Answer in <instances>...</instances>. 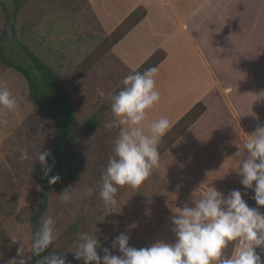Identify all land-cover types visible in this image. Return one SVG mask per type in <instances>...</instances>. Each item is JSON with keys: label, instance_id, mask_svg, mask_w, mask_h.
Listing matches in <instances>:
<instances>
[{"label": "crops", "instance_id": "1", "mask_svg": "<svg viewBox=\"0 0 264 264\" xmlns=\"http://www.w3.org/2000/svg\"><path fill=\"white\" fill-rule=\"evenodd\" d=\"M137 6L146 8L144 18L81 79H123L154 51L165 52L156 66L161 98L148 119L163 115L174 124L198 101L206 110L161 155L152 175L165 183L157 188L160 200L192 206L193 191L225 189L215 177L217 159L210 156L230 154L250 135L249 128L262 124L264 0H67L63 5L35 0V52L58 71V62L76 64L92 39L99 43ZM68 23L70 34H58L56 26ZM3 76L0 72V81ZM118 133L113 128L114 140ZM256 251L264 261L261 249Z\"/></svg>", "mask_w": 264, "mask_h": 264}, {"label": "clouds", "instance_id": "2", "mask_svg": "<svg viewBox=\"0 0 264 264\" xmlns=\"http://www.w3.org/2000/svg\"><path fill=\"white\" fill-rule=\"evenodd\" d=\"M158 72L156 66L143 72L133 68L120 82L119 91L106 94L97 89L101 98L107 95L112 114V119L104 124L105 129L119 128L99 183V197L107 213L117 205L120 188H138L160 167L159 145L173 123L163 115L148 119V110L161 98L156 81ZM16 108L13 93L7 83L0 81V124H5L3 117ZM19 151L21 160L29 159L26 149ZM49 156L48 151H40L38 155L45 176L51 171L46 162ZM234 170L241 176L243 188L252 190L255 204L264 207V124L247 135ZM59 179L54 175L48 182L54 184ZM93 191L89 187L84 194L91 196ZM247 194L232 190L225 196L214 187L192 194V206L185 203L171 217L173 242L161 240L137 249L129 245L128 235L120 233L112 240L111 249H118L121 255L112 254L108 247L102 248L103 255H99L101 246L97 236L80 232L71 251L73 258L82 260L83 264H264L256 251L260 248L264 253V212L246 203L243 197ZM59 198L67 205L73 197L66 188ZM9 237L13 243L18 241L14 235ZM56 238L55 221L47 216L33 235L30 253L41 256ZM230 242L235 244L230 254H226ZM17 257L9 259L7 264H27L31 258H25L22 244ZM37 264H66V258L52 253L43 255Z\"/></svg>", "mask_w": 264, "mask_h": 264}, {"label": "rangeland", "instance_id": "3", "mask_svg": "<svg viewBox=\"0 0 264 264\" xmlns=\"http://www.w3.org/2000/svg\"><path fill=\"white\" fill-rule=\"evenodd\" d=\"M1 1L6 4L10 13L12 10L11 0ZM66 1L47 0L48 3L54 2L57 5H63ZM34 3L35 0H28L22 9V13L19 14V21H17L18 16L13 18L10 15L8 23L5 22V13L0 6V37L3 30L6 28L10 30L11 25L14 26L13 35L10 33L9 38L3 40V44L7 49L10 48L12 56L16 55L14 60L18 62H23L24 59L20 52L17 55L19 49L15 42L17 39L20 42H25L31 49H36L33 17L35 18L37 15H33ZM61 25L63 26H56L59 29L58 34L69 35L71 24ZM96 41L98 38L92 39V44L87 48V50L89 49L87 54L98 44H95ZM57 64L59 72L66 78L68 72L77 63L75 64L73 60L66 63L64 61L58 62ZM0 72L4 74L2 82L7 83L17 100L16 110L7 113L3 117L6 123L0 124V205L12 195L17 197L15 211L0 224V264H7L11 258L19 259L17 249L20 244L23 245L25 258L31 257L32 231L30 224L18 222L15 214L23 206L35 208L38 205L40 182L37 167L41 164L38 155L40 151L51 152L53 128L48 112L31 102L26 80L13 68L1 64ZM8 72H15L16 76H9ZM121 81L122 76L121 78L105 79L102 82H96L94 78L89 77L88 79H79L73 86L69 87L75 102L78 124L74 128V133L76 136L75 148L79 153L81 177L69 187L68 191L73 198L67 205L63 204L58 196H55L47 210L45 218L47 216L53 217L57 235L52 248L55 246L60 233L99 197L101 173L107 166L115 141L112 134L113 129L108 130L104 127L108 118L90 133H86L80 125L107 98V95L105 98H101L97 89L103 90L106 94L113 93ZM262 124H264V114ZM252 132L254 129L249 128V133ZM241 140L243 141L232 146L233 150L230 154H212L210 156L211 160L214 157L217 159L215 177L218 184L225 188L218 191L225 196L232 190H238L240 185L241 176L234 168L237 167L239 155L242 154L244 138L241 137ZM237 146L240 147L236 148ZM20 149L27 150L29 159L21 160L19 158ZM162 185H165L163 181L151 175L138 188L127 189L117 199L115 208L108 213L106 209L90 226L88 232L97 236L101 246L98 251L101 255H103L101 249L104 247H108L114 255H121L118 249H111L112 240L120 233L128 235L130 237L129 245L137 249L148 247L156 241H174V235L171 232V217L175 215L173 212L178 210V206H171L169 205L170 201L166 203V200H160L157 197V188L162 187ZM89 187L94 189L91 196L84 194ZM245 191L248 193L244 196L246 203L250 207H258L261 212H264V207L257 206L255 201L251 199L252 190L245 189ZM196 193L199 192H192V194ZM172 202L177 201L173 200ZM190 203L192 204V199ZM11 235L17 237L16 243L11 241L9 237ZM27 264H32L31 258Z\"/></svg>", "mask_w": 264, "mask_h": 264}, {"label": "trees", "instance_id": "4", "mask_svg": "<svg viewBox=\"0 0 264 264\" xmlns=\"http://www.w3.org/2000/svg\"><path fill=\"white\" fill-rule=\"evenodd\" d=\"M28 0H11L12 10L9 13L6 4L0 0V6L5 13V22H9L10 15L13 18L18 12L26 6ZM144 6H137L132 10L110 33L104 36L99 43L85 55L64 78L61 73L51 66L47 61L31 49L25 42L15 41L19 46L23 57V62L14 60L10 48L4 46L3 40L13 35L14 26L10 30L6 28L0 37V64L5 67L13 68L27 82L28 95L31 102L46 110L53 128L52 144L50 156L46 158L47 165L51 166L48 176L44 175V166L37 167V173L40 182L38 205L23 206L15 214V218L20 223L28 222L34 233L39 229L47 210L55 196L78 181L81 177V167L79 162V153L75 148L76 136L74 128L78 125L76 119L75 102L69 90L75 82L81 79L120 39H122L130 29H132L146 15ZM165 57L162 49L154 51L138 68L143 72L145 69L157 66ZM120 84L114 92L120 90ZM206 110V105L202 101L195 103L186 113H184L172 126V128L162 138L159 145L160 155H162L187 129L192 125ZM111 115L109 101L106 98L99 107L91 113L82 123L81 128L86 132H92L106 118ZM54 161V163H53ZM58 175L60 179L49 184L51 176ZM130 187H122L117 193V199ZM238 190L245 191L240 184ZM244 198V197H243ZM17 207V197L12 195L2 205H0V224L10 217ZM103 203L98 197L89 205L77 218L71 222L59 235L55 246L51 245L41 256L35 257L31 254V263L37 264L43 255L55 253L63 255L66 258V264H83V261H77L73 258L74 242L77 234L88 232L90 226L105 211ZM32 241V240H31ZM235 242H230L226 254H230ZM98 251V254L101 255ZM102 256V255H101Z\"/></svg>", "mask_w": 264, "mask_h": 264}]
</instances>
